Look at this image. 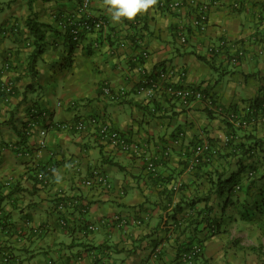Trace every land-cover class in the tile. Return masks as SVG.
I'll return each mask as SVG.
<instances>
[{"label": "crops", "instance_id": "1", "mask_svg": "<svg viewBox=\"0 0 264 264\" xmlns=\"http://www.w3.org/2000/svg\"><path fill=\"white\" fill-rule=\"evenodd\" d=\"M172 1L114 23L102 0L84 11L80 0H0V82L15 87L0 97V182H10L0 189V264L4 252L12 264H181L180 251L193 243L201 246L198 264H264V213L244 219L241 202L222 210L223 197L207 192L211 165L193 163L194 147L210 138L223 151L230 113L247 120L249 101L264 96V0H219L203 32ZM70 18L103 21L71 52ZM30 28L44 36L35 56ZM158 68L171 70L172 86L201 90L212 106L150 89L145 83ZM102 86L123 93L110 99ZM31 107L61 123L101 116L140 152L100 142L91 128H49L41 118L47 134L40 148L36 130L26 131ZM238 127L239 138L250 136L246 144L255 141L242 162L258 168L253 189L264 192V120ZM146 157L155 159L156 174ZM94 169L109 187L84 184ZM241 183L243 191L245 176ZM261 245L258 256L251 248Z\"/></svg>", "mask_w": 264, "mask_h": 264}, {"label": "built area", "instance_id": "2", "mask_svg": "<svg viewBox=\"0 0 264 264\" xmlns=\"http://www.w3.org/2000/svg\"><path fill=\"white\" fill-rule=\"evenodd\" d=\"M90 0H80L79 10L84 11L85 8L89 5ZM219 0H206L197 2L195 0H173L170 4L171 7L176 8H184L189 9V12L192 13V24L198 30L203 32L206 27V22L208 18V14L212 7L218 6ZM67 22L72 26L70 27L69 33L74 40L79 37L80 32H89L91 30H99L103 26V21L99 18H81L72 20L67 19ZM183 31V30H182ZM186 31L181 32L180 40L182 42L186 41ZM171 75V70H167L164 68H158L156 71V75L154 78L146 81V85L150 87L152 90L161 91L165 93L167 96L175 97L180 99L183 103L188 102V100L196 99V100H204L207 106H212V99L206 94H204L201 90L188 87H174L170 84L169 77ZM14 83L11 80H8L6 83L0 82V97L6 99L9 95L14 93ZM123 90H119L117 92L112 91L109 86H102L101 94L109 97L110 99H114L118 94H122ZM60 105V104H59ZM245 111H250L249 109H245ZM230 120L234 122L236 125H245L246 122H252L254 119L256 120H264V114L260 115H250L248 119L241 118L240 114L230 113ZM43 119L44 123L48 122L47 127L51 128H61L64 131H73V132H83L86 131L87 128H91V130L97 135L100 142L110 144L115 148L123 152H140V146L136 142L132 140H128V138L120 132L118 129L113 128L109 121L102 118L101 116L92 115L88 117L78 118L75 121L68 123H61L52 121L49 114L43 110H37L36 108L31 107V109L27 113L26 118V131L27 133H33V131L37 133V145L40 148H44L46 146V129L47 127H43L39 125V120ZM11 148H15L18 154H22L25 152V149H19L13 144H9ZM208 149L207 142H204L201 145H197L193 149V163L198 164L203 158V152ZM144 162L146 163V169L151 174H156V161L152 157L144 158ZM41 177V174H40ZM10 184V182H0V189L2 187H6ZM87 186H98V187H109L108 178L100 173L98 170L94 169L91 171L90 176L84 182ZM63 204L59 205V208L62 207ZM103 222V221H102ZM88 230L97 231L99 229L98 224H90ZM201 252V246L197 243H193L188 245L184 250L179 253V261L181 264H198L196 262L199 254ZM12 257L7 253H2V263L3 264H12ZM70 264V263H68Z\"/></svg>", "mask_w": 264, "mask_h": 264}, {"label": "trees", "instance_id": "3", "mask_svg": "<svg viewBox=\"0 0 264 264\" xmlns=\"http://www.w3.org/2000/svg\"><path fill=\"white\" fill-rule=\"evenodd\" d=\"M67 27L65 28L64 35L68 40V51L71 52L72 48L77 45L79 42V39L82 36L83 32H80L79 37L74 40L72 36L69 33L70 27L72 24H68L66 20ZM32 36L34 38L33 45H34V51L33 56L40 53L42 49V40H43V34L38 32L37 29L30 28ZM156 75V72L153 73V75ZM154 75V76H155ZM102 88V87H101ZM101 92V89H100ZM247 109L250 111H245L242 115L245 114L246 117H249L250 115H262L264 114V96L261 97H255L253 100L249 101ZM236 109H233V111ZM241 114V113H240ZM241 116V115H240ZM241 118L244 119V116H241ZM225 125L227 130V133L225 134L227 140L223 146V151H221L220 148H217L215 142L213 139L210 138L208 140V148L214 147V152L210 151V149L205 150L203 152V156H206L208 160L206 162H202L199 164H209L211 165L210 171H207V192L216 190L219 196L224 197V199L221 202V209L224 210L225 208L232 206L233 204L237 202H241L242 210L241 216L244 219H247L249 214L251 212L255 213L259 212L260 214L264 213V192L261 191V189L254 190L253 188L256 187V179H254L253 171H257L256 166L250 167L248 164H245L242 162V158L244 157H250L251 155V149L253 148L252 145L254 144V140L252 139L251 144H246L243 139L248 138L250 136H242L239 138L237 136V130L240 129L238 126L234 125V122L225 120ZM239 140H238V138ZM238 140V141H237ZM217 141V140H216ZM256 144V143H255ZM217 156L216 158L211 160V157ZM223 160V162H217V159ZM233 160V162H232ZM216 161V162H213ZM229 161V162H227ZM232 165L236 166L235 171H230L229 169L232 167ZM201 166V165H198ZM251 173V175L249 174ZM245 176V180H247V184L245 186V190L242 191L243 184L241 183L242 176ZM252 176V177H251ZM263 175H259V178H263ZM237 187V188H236ZM260 188V187H259ZM240 194L242 195V198H240ZM260 195L261 198L256 199V196ZM202 201H204L205 206L207 205L209 201V195H204V198H202ZM197 203V202H195ZM192 203V204H195ZM249 210H246L248 209ZM199 214V212H198ZM251 217V216H250ZM249 217V219H250ZM262 217L264 215L262 214ZM252 218V217H251ZM208 224L211 223L209 219L207 218ZM196 224V223H195ZM217 224V221H216ZM254 249V248H251ZM184 250V249H183ZM181 252V251H180ZM201 254V252H200ZM199 254V255H200ZM199 257V256H198Z\"/></svg>", "mask_w": 264, "mask_h": 264}, {"label": "clouds", "instance_id": "4", "mask_svg": "<svg viewBox=\"0 0 264 264\" xmlns=\"http://www.w3.org/2000/svg\"><path fill=\"white\" fill-rule=\"evenodd\" d=\"M158 0H102V7L110 14L114 23L134 20L137 15L154 8ZM59 181V177H57Z\"/></svg>", "mask_w": 264, "mask_h": 264}, {"label": "rangeland", "instance_id": "5", "mask_svg": "<svg viewBox=\"0 0 264 264\" xmlns=\"http://www.w3.org/2000/svg\"><path fill=\"white\" fill-rule=\"evenodd\" d=\"M261 170H262V169H261ZM222 199H224V197H223ZM253 220H254L253 222H258V221H260V219H259L258 217H254ZM245 248H246V247H243L242 249L246 250L247 248H246V249H245ZM262 248H263L262 245L259 246V247H254L255 252H256V253L258 252V253H257L258 256L262 255V253H263ZM261 252H262V253H261Z\"/></svg>", "mask_w": 264, "mask_h": 264}]
</instances>
